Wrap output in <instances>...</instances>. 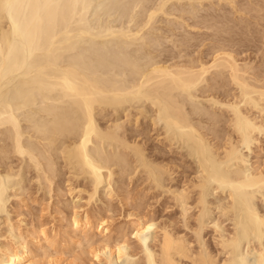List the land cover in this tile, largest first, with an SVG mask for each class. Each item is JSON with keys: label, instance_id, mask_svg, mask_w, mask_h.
<instances>
[{"label": "bare ground", "instance_id": "1", "mask_svg": "<svg viewBox=\"0 0 264 264\" xmlns=\"http://www.w3.org/2000/svg\"><path fill=\"white\" fill-rule=\"evenodd\" d=\"M151 1L152 0H150V2L149 0H136L134 2V3L137 2L135 4L136 6L140 5L138 8H140L139 10H141L142 12L140 11L141 14L139 13L138 15L140 17L142 15V18L144 19L143 22H140L142 21V19L138 21L140 22L139 26L137 25L136 22L137 25L136 30L135 28L133 29L134 31L131 30V27L129 26L130 29L126 27L124 29L122 28L124 31H122V29L121 30L119 29L120 32L119 31L116 32L113 27L114 30L111 28L113 31L109 28L110 30L107 29V31L105 32L106 34L108 33L106 37L108 36L112 37L115 35L116 37H118V39L126 38L122 40L124 42L126 40L127 43L128 40L130 39H131L130 41L132 42L133 40L134 42L136 41V43L138 42V44L135 43L136 46L138 47H139V43L143 45L145 44L144 46L143 45L140 46L142 48H144L145 46L147 47L149 45L151 47V48L149 47L150 49L148 50L150 52L147 51L148 53L145 52V54H142L143 56H139V57L137 56L138 54L136 53L137 51H134L135 53L133 52L132 47H130L132 51L126 49H125L126 51H123L124 50L123 49L122 54L118 52L120 53L121 56H118L116 54L115 57L116 60L118 58L117 61L120 62L119 61V57H120L121 63H123L126 68H128L127 71L130 70L129 72L131 74L130 75L128 72H126L128 73L129 80L125 78L126 81H122L121 83L119 82L118 79H120L122 76L120 77L118 76L119 78L118 77L116 78L115 75L117 74L113 75L114 77L111 75L112 73L115 72L114 68H113L114 70L113 72L112 70L110 71L112 72L111 74H107L108 71L107 68L109 69L111 66L109 65L110 64L109 63L108 64L109 67L107 65V67L105 68V66H103L104 65L103 59L105 58V55L108 52H105V55L103 53L102 56L103 59H101L100 58L101 56L99 57L100 54L97 56L96 53L97 50L96 49H95L96 51L94 50V42L91 44L93 45V49L88 48L89 51L91 50L90 53L89 51H86L87 49L85 50L84 48L80 50V51L85 50L88 53L87 57H86L87 53L85 51L82 52L81 55H78L80 54L79 49H81L82 47V45L80 44H82L84 41L82 40V43H79V40L78 41L75 40L76 37L78 39L84 38V40H86V38L88 39L87 35H89V38L90 36L93 38L96 37V34L100 35L99 36L100 38L102 36H105L104 35L105 33H100V32L96 33L97 31L94 30H93L94 32H92V30H90L89 28L90 27L89 22H87L88 25L85 26L86 25L85 20L88 18V13H89L88 11L90 10L93 1L90 2V0H0V92H2L1 90L3 89V87H5L7 84L9 85V83L14 81L15 77L19 75H22L23 77L26 78L30 77V80L28 79L29 81L27 82L26 79L24 78L25 80L22 81L25 82H22V84L20 82L21 85L19 86L17 85L18 87L13 91L14 94H11L15 96L14 99L17 101L18 104L15 103V100L13 101V103L17 105H11V104L5 105L4 103L3 106V103L0 104V127H2L3 125L11 126L12 133L11 134L9 133L10 134L9 138H11L14 141L13 143L14 147L13 150L11 151L13 152L15 151V153L20 155H23L26 152L22 143L24 128L28 133L36 137V139H39V142L42 143L43 145L42 150L40 151L41 153L39 152L38 154L40 155L32 156V157L34 160L37 159V161L35 160L36 163L38 162L37 166L41 167L42 166L41 164L44 161L46 162V163L44 162L45 164L43 167L45 168H43V171L45 170L48 173V174L45 173L48 175L47 177L48 181H50L51 179L53 180V177H56L55 173L59 169V168L56 169V167L60 165L58 163L59 159L63 158L64 162L66 161L65 163L68 164L66 165L69 168H71L70 170H72V173L75 171L74 173L76 175L73 174L72 176L75 175V178L76 176L77 178L78 177L81 178L79 176L80 174L82 175L84 174L85 175V176L83 175L84 177H88L87 175H89V177L91 176L90 177L91 179L94 178L93 183L94 184L96 183V185L94 186L98 188V184L102 183L104 179H106L105 176H108V174L107 175L103 174V170L104 169L109 170L110 173L109 178L112 179L113 177L112 175L115 174V172L113 171L116 169L115 167L120 165L122 161L127 162L126 161L127 159H125L127 157L124 156L126 155L124 154L122 156L124 158L121 157L122 159L117 160L116 158L113 157L114 155L111 157L109 155L112 154H109L108 157H105L103 160L100 161L96 160L91 154V151L89 150L90 143H93L95 139L98 141L100 140V142H103L104 145L107 144V142H110V144H116L117 147L119 148L124 147L125 149H128V151L133 153V155H135V157L138 158L139 161L138 160L137 161L140 162V164L143 162L145 163L143 166H145L147 169H151L150 174H152L153 172V176L159 173V175L161 174V176L163 177L164 176L163 173L164 174L168 173V175L170 174L172 175V173L175 172V171L172 172L173 169L172 167H171L172 169L170 168V166H172L171 162L169 161L170 165L168 162H166L168 161L167 157H166V161L164 160L163 162H161L162 159L160 160L159 157L160 161L157 160V162L158 163L161 162V163L156 165L154 168H152L154 165L151 167L150 165H148L150 167L149 168L147 166L148 163H146L147 158L145 157L147 152H145L146 149L143 143L141 144L140 141L137 142L138 140L136 139V136H135V140L132 139L135 141L134 143L130 141V137L128 136L129 138V142H128V138L126 139L127 137L126 134L125 137L124 134L122 135L120 133V131L123 129H121V127L118 126L119 124L113 126L110 125L109 127H107L106 125L105 128L99 126L98 122H100V120L102 119L98 120L97 117L98 118L99 116L102 117V115L98 113V110L99 112H104V109L108 107L109 108L114 107L117 109H119L120 107L125 108L124 105L127 102H130L131 104V101L133 103L135 99L138 100L139 102H141L142 100L143 101L146 100V103L148 101L151 102L152 106L156 108V111L158 113V114L156 113L158 115V118H155L158 119V121L153 119L154 122L158 123L162 121L161 123L162 124L164 123V127H163L164 129L162 130H164L165 132L163 131L164 134L163 133L159 134V136L164 135L163 138L165 137L166 142H168L165 143L167 145L169 144L170 146H173V144L179 140L181 142L185 141L186 143H188V147H192L193 150V153H191L192 151L190 152V156L192 157L196 155V157L199 158V160L198 159L197 160L200 161L199 162L200 168L202 169V172L205 173V178H203L204 176L202 177L200 176V180L198 177L197 179L198 181L193 180L192 182L190 179L191 184L184 182L187 183L186 185L189 184V186L184 188L183 192L181 190L180 194L177 193L178 196L177 194L174 195L175 197L177 196V199L175 197L174 199L177 200L176 203L178 202L179 206H181L182 209L181 214L184 216L183 219L185 220L184 221L185 223L182 224H184L186 228L187 227L189 228V231L192 232L191 234H193V237L188 236L186 232L184 233L186 229H184L183 231L184 234H182L174 230L172 227L163 226V225L161 226V228L158 227L157 225L158 223L156 222L157 223L156 224L155 222H153L155 220L151 221L152 220L151 218H150L151 220H147V221L144 220L145 217L143 219L139 217L136 218L138 221H135L137 223L134 222L136 226L133 230V234L132 233L131 234L134 236L133 238H136L137 241L136 240L135 241L138 242L139 245V246L137 245L138 246L137 248L139 251L141 250L140 252H142L143 254L144 258L142 259L143 261L142 263L144 264H245L247 262V258H246L247 256L246 257L245 255L243 256L241 252V246L242 244H244L243 242L244 241L249 242L250 240L249 236L251 235L253 236V234L260 239L264 237V215L261 214L262 212L261 213L258 212L256 208L257 204L256 206L254 204L255 203L254 191L256 190V192L257 191L264 192V167H261V165L258 163L259 166L257 167H251V169L246 168L245 163L247 162V157L243 152L244 149L249 150L252 147V145H259L261 142V138L264 137V78L263 76H261L262 78L260 76L258 77L257 76L258 74L257 75H255V73L253 74L252 71H254V69L252 70L253 67H251L250 64L247 63L243 64L242 62L241 64L238 61L237 59L238 55L237 56L235 55L237 49L234 50L235 48H233V45L234 47H237L235 46V44H237L240 41V39L237 40L234 38L237 27L228 28V26L231 25L232 21L229 24L230 20L227 16H222L218 14V12L220 13V9H221V6L220 9L218 6L221 5L223 1L227 2V5L230 4L231 7L232 5H234L235 1L236 4H238V1L241 2L242 0H238V1L218 0L219 1L218 3L215 0L216 1L215 3H217L216 6L218 7L219 10L217 9H215L216 11L210 10L209 13L211 14L207 12L212 6H207L205 4V1H214V0H186V1L184 0V2L188 1L187 4L188 6H183L181 4L182 5L181 7L177 6L176 1L181 2L183 0H176L174 5H176L177 8H174L173 10L182 13V15L183 12H185L186 14H188V20L189 21L192 20L190 21V23L193 22L192 24L187 23L188 20H185V17L187 16L186 15L185 17H183V19L182 18L181 19L188 25L182 24L181 27H183V25H186L187 28L190 26L191 28L194 27L195 30L197 27L201 29L204 28V30L206 28L207 30H205L203 33L205 32L207 33L208 30L209 32L211 31L210 33L208 32L207 34H202L200 33L201 30L198 28L200 32L195 33V31H193V28L191 29L192 32L188 31L187 28L186 30H184L185 27L184 26L183 27L184 32L182 31V33L184 34H182L181 36V34L179 33L180 39L178 40L176 39L174 40V38L173 39L171 38L172 40L169 39L170 41L174 40L173 45H175L174 46L175 48L176 47L177 49L179 48L178 49L179 52H176L174 47L170 48L172 46L169 47V45L167 46L164 45L165 42L168 41L167 37L170 38V36H174V35L178 37L175 34L174 30L176 28L175 26H177V22L178 21L180 22L182 20L179 19V17L176 14L174 15L175 17L176 16L178 17V19L176 18L178 21L172 22L173 24L171 22L168 23L171 24L170 27L174 26L173 27L174 30L173 28L170 29L168 27L170 29V30L168 29L169 32L171 30L173 31H171L172 34L170 32L171 34L170 36H168V34L166 38L164 36L165 38L164 41L166 39L167 41L163 43L162 42L163 36H161V35H165L166 33L164 34L162 32L161 35L157 34V32L160 31L161 29L157 30L156 32L154 30L155 32L154 34L156 36L158 35L160 38L153 37L155 35H153L152 32L150 33H152L153 36L151 34H150L151 36L147 35L149 34V31L157 28L154 27L153 29L151 28L150 30V26L156 24V21L158 19L157 17L160 13L168 14L166 15V17L172 15L171 16L172 18L174 17L173 13L175 12L170 10L173 13H169L168 10H165L166 7L169 5L168 2H170V0H158L159 1L158 3L155 2L156 5L158 4L157 7L153 6L155 4H151L152 3ZM154 1L157 0H153V2ZM171 1L173 3L174 0ZM256 1H252L254 2V4L252 3L246 4L247 1H245L246 3H243L245 5L241 4V7L243 6V8H240L239 10L237 9V12L241 11L242 14L244 13L246 14V12L247 14L249 13L252 16V18H254V20L257 19L255 20L256 22L260 20L262 26L264 27V0H256ZM120 3L122 2L120 1ZM147 3L148 4L150 3L154 7V9L151 5H149L150 6L149 8L145 6L148 5ZM128 5L130 6V3ZM123 6L125 7L126 4ZM136 6L135 8H137ZM238 6L236 7L239 8L240 6L239 7ZM206 8H208L207 11L205 10ZM241 9H243V11L246 12H242ZM138 12L139 11H137V13ZM237 12L235 13L232 12V14L234 13V15H236ZM227 13L229 14V12ZM229 16L232 15L230 14ZM237 17L239 20L240 19L239 17L241 16L237 15ZM237 17L235 16L234 18ZM134 18H132L133 21L135 20ZM250 18H249L250 21H248V23L251 22L252 18L251 19ZM244 20L247 21V19ZM244 20L241 19V21L239 22L240 23L242 22L244 24L246 23L243 22ZM254 20L253 22H255ZM165 21H166L165 23L167 24V20ZM184 22H180V23H184ZM151 23L153 25H150ZM226 24L227 25L229 24L227 28H226ZM243 24L242 27L245 28L246 24H244V26ZM178 25L180 24L178 23ZM256 25H255L256 28L261 27L259 25H257L258 26L257 27ZM233 26H235V24ZM247 26H249V24ZM177 27L180 28V26ZM145 28H147L148 32L147 31L144 32L146 30ZM232 31L235 32L233 33V35H231ZM246 32L248 33L249 31ZM248 35H250V32L248 33ZM261 35H262V39L260 41L263 44L264 31H262ZM236 36H240V34ZM202 38L204 41H206L205 38L211 40L209 44L210 46H208L209 49L205 48L207 50L206 52H204V50L200 51L198 56H196L198 54L197 52V54L194 57V55H192L194 51L191 50L192 52H190L189 50L190 48H193V46L198 47L199 44L201 46V43L197 45L196 44L197 41L195 40H198L199 42V39ZM243 39L245 38L243 37ZM194 41L196 45L194 44ZM124 42L122 43L123 45ZM200 42H202V40ZM249 43H251V41ZM113 44H116V42ZM242 44L243 42H241V44L239 45L241 46ZM78 45L80 46L79 48ZM91 45L90 48H92ZM101 45L102 44H100L99 48H102ZM181 45L184 47L180 48ZM152 46L155 48V52H157L156 54H154L155 52L153 51L154 48ZM115 47L117 49V47L119 46H114V48ZM96 48L98 47L96 46ZM125 48H127V46ZM136 49L138 48L136 47ZM92 50H94L95 52L92 53L93 52ZM237 52L239 54L240 51L237 50ZM67 53L69 54L70 59ZM72 53L76 55V57L72 55L71 58L70 54ZM89 54H94L95 59L97 58L96 62H98V64H96L94 58L91 59L93 57L92 55L91 58L89 57L90 56ZM139 54L141 55V52H139ZM141 57L143 58L141 59ZM207 57L209 58L211 57V58L209 59ZM65 58H67L68 60H66ZM98 58L100 60H98ZM109 58L112 59L111 56ZM115 58L114 60L112 59L113 61L111 60L112 63L114 61L116 63ZM65 60L66 62L67 61L68 62L66 63ZM92 61L97 66L99 65V67L101 66L102 68L104 67L107 71L104 68L103 69L98 68L96 65L92 63ZM141 61L142 62L145 61V63L143 62L142 64ZM108 62H106V64ZM114 67H119V66L116 65ZM119 68L122 69V67ZM98 69H101V71L103 70L105 71L101 72L100 70L98 71ZM126 75L123 74V76ZM123 78L121 80H124ZM7 103L9 102L7 101ZM37 104L39 105L37 106V108L39 109L35 108L36 107L35 105ZM62 104L63 105L67 104L68 107H66L67 106L66 105L63 109ZM33 106L37 110L36 112H38L37 113L38 115H40L39 114L40 112L43 113L45 116L43 117L41 114L42 117L40 116L38 117L39 119H36L37 117L35 115L37 114H35L34 117L32 116V113L30 116L28 115L30 113H28L27 114L28 116L24 117L27 111L26 112L23 111L24 115L18 114V112L21 111L23 108L24 110L25 109L27 110L28 107L30 109ZM69 108L73 110L75 114L77 113L75 116L78 115V117L74 116L75 118H77V120L73 118L74 112H70ZM155 108H153L154 109L153 112L155 111ZM139 113L141 116V114L143 115L147 112L145 111L143 113V110L142 111L140 110ZM97 114L100 115L97 116ZM19 115L24 117L23 120L26 121L28 124V125L26 124L27 126H25L24 128L22 126L23 125L21 121L22 119L19 118L20 117ZM146 115L147 114L143 115V117L144 116L146 117ZM103 117L105 118L106 116L103 115ZM140 118L141 117H137L138 120ZM178 143L179 142L175 144ZM186 143H184L185 146ZM4 147L8 150L10 148V147L7 148V146ZM4 147H2V149L0 150L2 151L3 154H8V152L10 151L6 152L7 150L4 149ZM159 149L158 152L160 151ZM1 151L0 154H2ZM162 154L163 152L161 153V155ZM3 156L1 157H3L5 160L8 159L7 155H3ZM57 157L60 158L58 159ZM154 159H158V158H154ZM56 160L58 162H56ZM0 161L2 163L4 160H0ZM125 166L127 168L129 167V164L128 166L127 165ZM178 166L181 167L180 164ZM112 168L115 169L112 170ZM58 172L56 173V175L60 174V173L58 174ZM124 173L122 174V176H124ZM127 173L131 174L130 172L126 171L125 174ZM171 175L170 177H172ZM149 178L152 177L149 176ZM156 178L159 177L156 176L155 178H153L155 179L154 180L155 184L160 181V179H156ZM212 182L213 183L215 182L214 183L216 184L215 186L221 188V189L219 188L220 191L229 188L230 194L228 196H230L233 200H235L238 206L239 213L241 212L242 214V217L240 216L242 218L241 222L240 220H238L240 222V223L238 222L239 225L236 223L239 227V230H237L238 228L236 226L234 232H229V230L226 232L222 228L223 224L221 225L220 222L216 223L217 221L214 222L215 224H213L214 225L213 228H214V233L216 232V234L213 235V240L211 241L213 242L212 243L213 245L210 243V241H207L205 239V235H204L205 234L204 232L207 229L206 217L208 216L210 217L211 216L209 215V213L211 214L210 211L214 210L212 207H211L212 209H210L209 207V205L212 204L208 205L210 200L207 202V200L209 199L208 194L212 192L209 190L210 189L215 190L211 188L213 185ZM210 183H212L211 186L209 185ZM159 184L161 183L159 182ZM159 184L157 185L160 186ZM254 188L257 189L253 191L254 193L252 192L254 195L253 196L250 190ZM83 190L85 192V189ZM83 190L79 189L80 192ZM2 192L3 191H1L0 193V198H1L0 201L2 200L1 197ZM193 192L196 193L197 196V198L194 199L195 202L193 201L194 202L193 205L198 210V214H196V216L197 215L198 216L196 220L197 222L196 225H194L193 223V226H190L191 224L189 225V220H188L189 207L187 208V206L188 203L190 202V199L192 197L191 194H193ZM95 193L96 191L94 192V194ZM94 194H92V192L90 193V195L88 194L90 196L88 200H90L91 198L93 199ZM88 204H90V201L88 202ZM220 207L222 210L224 209L222 206ZM230 207L233 208L234 205L233 206L230 205ZM230 207H228L229 209L225 207V209L222 211L223 213L221 212L222 214L221 213L220 214L222 216L223 214L225 216L230 215L228 214L231 209ZM218 208L219 207L215 209ZM233 209H231L232 212ZM235 210L236 209H234V213ZM133 213L131 212V214ZM138 214L140 213L138 212ZM138 214H135V217L138 216ZM74 215L76 216L73 219V225L79 228L81 219L77 214ZM90 216L91 215L86 213L85 222L83 223V221L81 220L84 226L87 229H89V231L92 229L91 222L89 221ZM97 218L96 221H98ZM104 225H105L104 221L100 223L102 234L106 232V230L108 229V227L107 228L103 227ZM173 226L175 225L173 224ZM82 228L83 227H81V229ZM150 232L152 233V235L150 234L149 236H152L151 237L152 240L149 243L150 238L148 234ZM39 235H41L42 239H45L46 241L49 238L46 229H40ZM19 239L20 238L16 239L15 241L16 244L13 243L15 244L14 245L15 247L14 246L11 247V245L5 246L4 244L6 243L4 244L2 243V245L0 246V264H36L31 260L32 247L29 248L30 245H26L25 240L23 241ZM89 240L92 241V239ZM89 240L87 244H90ZM125 240L119 241L118 239V242L116 241L117 244L115 243L116 244L115 249H112V247L109 245V241L105 242L104 240L102 246L105 245V243L106 245L101 248L98 246L99 248L95 249L96 251L94 254L95 257L97 258V261L101 262V260L104 259L103 262H105L106 264H118L120 262L122 264V259H123L126 261V262L124 261L123 263L138 264L140 261L138 263L137 261L140 259L137 258L136 256L137 254H139L135 252L137 248L133 249L134 247H131L132 245L130 246L128 244L127 242L128 240L127 241ZM23 242H25V244ZM51 242L49 245H53L51 244ZM38 244L36 245L38 246ZM250 246L252 245L250 244ZM247 252H250L251 254L250 255L249 253H247L248 255L250 256L254 255L255 257L253 258L254 263L250 262V264H264V250H262L261 252L257 250V247L256 248L249 247Z\"/></svg>", "mask_w": 264, "mask_h": 264}, {"label": "rangeland", "instance_id": "2", "mask_svg": "<svg viewBox=\"0 0 264 264\" xmlns=\"http://www.w3.org/2000/svg\"><path fill=\"white\" fill-rule=\"evenodd\" d=\"M120 1L122 3H120ZM125 1L128 3H126ZM135 1L136 0H130V1L129 0H123V1L122 0H90V2H92V4H91L90 10L88 11L89 12L88 18L86 17L87 21L85 20V22H86L85 26H87L88 25L87 22H89L90 30H92V32L97 31L96 33H98V32L105 33L107 31V29H109V28L113 29V27H114L116 32L117 31L120 32V30L122 28L124 29L126 27H128V29H130V27H131V30H133L135 28V30H136L137 25L139 26V23L143 22L144 19L142 18V15H141V17L138 15L139 13L141 14L142 11L139 10L140 8H138L140 5L139 6L135 5L137 3V2L134 3ZM175 1L176 0H174L172 3V1L170 0V2H168L169 5L167 4L168 6L166 7L165 10H168L169 13H173L175 11L173 13V15L176 14L179 17V19H181V18L183 19V17H185L187 15L185 17V20H188V14L183 12V15H182V13L177 12L176 10H173L174 8H177L176 5H174ZM216 1H217V3L219 2L218 0H216ZM216 1L215 0L214 1H205V4L207 6H212L208 10L207 13H209L210 10L211 11L212 10L216 11L215 9L219 10L220 6H221L220 13L217 11L218 14H220L222 16H227L230 20L229 24L232 21L231 25L228 24L229 25L228 26L226 24V28H227V26H228V28L237 27L236 31H235L236 33L232 31L231 35H233V33H235L234 38L237 40L240 39V41L238 43L241 44V42H243V44H244V45L242 44L243 46L242 45L240 46L237 43V44H235V46H237V47H234V45H233V48H235L234 50L237 49L238 51L241 52V53L239 52V54H238L237 50L235 52V55L236 56L238 55L237 56L238 61L240 63L242 62L243 64H245V63L250 64L251 67H253L252 70L254 69V71H252V73L253 74L255 73V75L258 74L257 75L258 77L263 76V78H264V65H263L264 64V42L262 44V42L260 41L262 39L261 33H262V31H264L263 30L264 27L262 26L260 20H258V22H256L255 20H257V19L254 20V18H252V16L249 13H248L249 14L248 15L246 11H243V9H241L242 12H246V14L245 13L242 14L241 11L237 12V9L239 10L240 8H243V6L241 7V4L245 5V4H243V3H246L245 1H247L246 4H248V3L254 4V2H252V1H256V0H245V1L242 0L243 2L242 1L239 2L237 0L240 7L238 6V4H236V1H235L234 5H232L231 7H230V4L227 5V2L223 1L221 3V5L218 6L219 9L216 6V4H217V3H215ZM149 2H150V0H149ZM151 2H152L151 4H155L153 6L157 7L158 4L156 5V3H158L159 1L157 0V1L153 2V0H152ZM179 2L176 1V4L178 7L179 6L181 7L182 5L188 6L187 5L188 1L184 2V0H183L180 3ZM206 2H208V3H206ZM129 3H130L131 7L128 5ZM256 3H257V1H256ZM120 4H123V5L126 4V6L128 5L127 7L129 9L126 6L124 7L123 5H120ZM151 4L149 3L148 5H145V6H147L149 8L150 7L149 5H151ZM135 6L137 8H135ZM173 6H175V7H173ZM233 6H235V7H233ZM236 6H238L239 8H237ZM234 8H236V9H234ZM153 9H154V7H153ZM207 9L208 8H206L205 10L207 11ZM226 9L227 10L229 9V10L227 11ZM170 10H172L173 12H171ZM137 11H139V12L137 13ZM230 11H232L234 13L237 12L238 14L236 13V15H234V13L232 14V12H230ZM227 12H229V14ZM163 14L164 13H160L159 14L160 16L158 15V17H157L158 18L157 21L155 20L156 24L159 21L157 26H156V24H154L155 26L152 23L150 24V25H153V26H150V30H151V28L153 29L154 27L155 28L157 27V28L149 31V34H147V35L151 36L152 33H153V35H155L154 33L157 30L161 29L162 31L160 30L157 32L158 35H161L162 32L164 34L166 33L165 35H161V36H163L162 42L164 43L168 39V41H167L168 43L165 42L164 45L165 46L169 45V47L172 46L170 48H173L175 46V45H173V41L175 39L176 40L180 39V34L182 36V34H184V33H182V31L184 32V30H186V28H187L186 25H183V27L185 26L184 30H183V27H181V25L190 23V21H192V20H190V21L188 20L187 23H185L181 19L182 21H180V22H184V23H180L177 20L178 19L177 16L175 17V15H174V17H172L173 18L172 19L171 18L172 15H169V17H166V15H168V14H164L165 16ZM209 14H211V13H209ZM230 14L232 16H229ZM237 15L241 16V17H239L240 18L239 20H238ZM133 16L134 17L136 16V17L134 18ZM235 16L237 18H234ZM250 16L252 19L250 18ZM162 17L165 20H167V24L170 22L172 23V22L178 21L177 26H180V28L175 26L176 28L174 30V28H173L174 26L170 27L171 24L167 25L165 23L166 21ZM132 18H134L135 20L133 21ZM160 18H161V20H160ZM168 18H171V19H168ZM243 18L247 19V21H245ZM249 18L251 19L250 23H248V21H250ZM131 19H132V21H131ZM141 19H142V21L138 22ZM241 19L244 20L243 22H246V23H244V24H246V26L249 24V26H247L249 28V30L246 26H245V28L242 27L243 23L239 22V21H241ZM163 20H164V23H163ZM253 20L255 22H253ZM136 22H137V25H136ZM235 22H237V23H235ZM178 23L180 25H178ZM192 23H190V24H192ZM239 23H240V25H239ZM255 23L261 27H258ZM232 24L233 25L235 24V26H233ZM244 24H243V26H244ZM237 25L239 26V28ZM255 25L258 28H256ZM221 26H222V24H221ZM231 26H233V27H231ZM168 27L170 29L173 28V30L175 31V34L178 37H176L175 35L170 36L172 34L171 31H173V30L170 31L171 32V34H170V32H169L170 29ZM251 27L254 31L251 29ZM148 28H149V26H148ZM192 28H193V31H195V33L200 32V30H201L200 33H202V34H207L209 32V30H208L207 33L206 32L203 33L205 30H207L206 28H205V30H204V28L201 29L199 27H197L196 30L194 27H192ZM192 28L189 26L187 29H188V31L192 32V30H191ZM123 29H122V31H124ZM145 29L146 30L144 32H146V31L148 32L147 28H145ZM177 29H178V31H177ZM125 30H127V29H125ZM154 30H155V32H154ZM246 31H249L250 35H248L249 32L247 33ZM116 32H115V34H116ZM150 32H152V33H150ZM167 32H169V33H167ZM256 32L258 33V35ZM237 33L240 34V36H236V35H238ZM93 34H95V33H93ZM107 34L105 33L104 34L105 36H102L101 38L99 37L100 35L96 34V37H94V38L90 36L91 39L89 38V35H87L88 39L86 38V40L87 41L89 40L88 42L86 40H84V38L78 39L76 37V39L75 38L74 39L76 41L79 40V43H82V40L84 42H86V43L83 42L84 45H83V43L80 44V45H82V47H81V49H79V51L82 50V48H84L85 50L87 49L86 51H89V49H93V45H91V44L94 42V50L95 49L97 50V51L95 50L97 53V56L100 54L99 57L101 56L100 57L101 59H103V57H102L103 53L105 55V52H108V53H106L105 58L103 59L104 60L103 66H105V68H106L107 65L110 63L109 65L111 67L109 69L107 68V70L109 72L111 70H112V72L115 70V72L109 73L104 67L103 68L107 71V74L112 73L111 74L112 76L117 74V75H115L116 78L118 76L119 77L122 76L120 79H118L119 82L122 83V81H126V79L129 80L128 73L130 74V72H129L130 70L127 71L128 68H126L124 66V64L121 63L120 57H119L120 62L117 61L118 58L116 60V58H115L116 54L118 56H121L120 53L122 54L123 51H126V50L132 51L133 50V52L137 51L136 53H138L137 56L139 57V56H143L142 54H145V52H147L151 47H150V45L147 46L148 48L145 46L144 47L145 49H144V48L140 47L141 45H143L141 43H139V47L136 46V44H138V42L136 43V41L134 42V40L132 42V41H130L131 40L130 39V40H128V43H127L126 40H125V42L123 41L126 38L118 39V37H116L115 35L112 37H110V36L106 37ZM167 34H168V36H170V38L167 37ZM202 34H200V35H202ZM243 34H245V35H243ZM253 34H254V37H253ZM255 34H256V36H255ZM97 35H98V37H97ZM158 35L157 36L155 35L153 37H159ZM200 35H198V36H200ZM164 36H165V38L167 37V39L165 41H164V39H165ZM243 37L245 39H243ZM171 38L172 39L174 38V40L170 41V40H172ZM94 40L97 42H95ZM118 40H120V41H118ZM201 40H202V42H200ZM205 40L206 41H204L203 38L199 39V42H198V40H195L198 42V43L196 42V44L198 45L199 43H201V46L199 44L198 47L193 46L194 49L190 48V50H189L190 52L194 51L192 54V55H194V57L197 54V52H198V54L196 56L199 55L200 51L204 50V52H206L207 51L206 49H209L208 46H210L209 44H210L211 40L210 39L208 40L207 38H205ZM244 40H245V43H244ZM195 41H194V44H195ZM203 41H204V43H203ZM250 41H251V43H249ZM115 42H116V44H113ZM123 42H124V45L122 44ZM139 42H141V41H139ZM118 43H119V45H118ZM131 43L133 46L131 45ZM89 44L91 45L92 48H90ZM98 44H99V46H98ZM100 44H102L101 45L102 48H99ZM103 45H104V47H103ZM96 46L98 48H96ZM114 46H119V47H117V49H116V47L114 48ZM126 46H127V48H125ZM128 46H129V49H128ZM79 47L80 46L78 45V48ZM130 47H132V50ZM136 47L140 51L138 49H136ZM183 47L184 46L181 45L180 48H183ZM103 48H105V49H103ZM174 49L176 50V52H179V50H178L179 48L177 49V47L176 48L174 47ZM85 50L80 51V54H78V55H81V53L84 52ZM94 50H92L93 51L92 53L95 52ZM260 50H262V51H260ZM79 51H77V52H79ZM153 51L155 52V48ZM153 51H151V52H153ZM90 52H91V50L89 51V53ZM118 52H120V53H118ZM139 52H141V55L139 54ZM148 52H150V51H148ZM110 53H112L113 55L115 54L114 58L116 60V63H115V61L112 63L114 58H113V55ZM156 53L157 52H155L154 54H156ZM67 55L70 59V56L68 53H67ZM70 55L72 58V55H74V54L72 53ZM89 55H90L89 56L90 58H91V55L93 56L91 59H93V58L95 59L94 54H89ZM74 56L76 57V55H74ZM87 56H88V53L86 54V57ZM110 56L113 60L109 58ZM67 58H65V59L68 60ZM142 58L143 57H141V59ZM207 58H209V57H207ZM96 59H95V62H96ZM66 60H65V62H66ZM98 60H100V59L98 58ZM106 62H108V63L106 64ZM143 62L145 63V61H143ZM143 62H142V64H143ZM92 63L94 65L98 64V62H96V64H95L93 61H92ZM114 63L116 65H118L119 67H122V69L119 67H114V66H116ZM252 63H253V65H252ZM111 64H114V65H111ZM109 65H108V67H109ZM97 67L103 69L102 66L99 67V65H98ZM113 68H114V70H113ZM101 69H98V71L99 70L101 71ZM105 70H103V71H105ZM103 71H101V72H103ZM260 71H261V73H260ZM126 72H128V73H126ZM123 74H125V75L127 74L126 75L127 77L123 76ZM24 78L26 79V82L30 80V77L26 78V77H23L22 75H19V76L15 77L14 81L9 83V85L7 84L5 87H3V89L1 90L2 92H0V96H1L0 97V104L3 103V106H4V103H5V105H8V104L17 105L18 104L17 101L14 99L15 96L11 95V94H14L13 91L19 85H21L22 82H25V81H22V80H25ZM122 78L124 80H121ZM20 82H21V84H20ZM10 98H12V99H10ZM14 100H15V103H17V104L13 103ZM7 101L9 103H7ZM134 101H133V103L131 101V104H130V102H127L125 104L126 106L124 105L125 108L120 107L122 109H120V108L117 109L114 107L105 108L104 109L105 114H104V112H99V110H98V113H100L102 115V117L101 116H99V118L97 117L98 120L102 119V120H100L101 124H100V122H98L99 126L100 127L102 126V128H105L106 125H107V127H109L110 125L113 126V125L119 124L118 126H120L121 129H123V130H121L122 132L120 131V133L122 135L124 134V136L126 134V136H127V137L125 136L126 139L129 136L130 141H132L133 143L135 142L134 140H135V136H136V139L138 140V141L137 140L136 141L137 142L140 141L141 144L143 143V145L146 149L145 152H147V154L145 155V157L147 158V160H146V158H145V160H146V163H148L147 166L150 165V167H151L154 165L152 167V168H154L156 165L163 162L164 160L166 161V157H167L168 161H166V162H168L169 165L171 162L172 166H170V168L171 167L173 168V169L171 168L172 172L175 171L172 173V175L169 173L172 177H170V175H168V173L167 174L165 173L166 175L163 173V175H164L163 177L161 176V174L159 175V173L157 175L153 176V172H152V174H150L151 169H147L145 166H143L145 164L143 162H142L143 164L142 163L140 164V162H138L139 161L138 158H136L135 155H133V153L128 151V149H125L124 147L119 148V147H117L116 144H110V142H107V144L104 145L103 142H100V140L98 141L95 139V141L93 143H90L89 150L91 151V154L93 155V157L98 161L103 160L105 157H108L109 154H112V155H109L111 157L114 155L113 157L116 158L117 160L124 158L122 156L124 154H126L124 156L127 157V158H125V159H127L126 160L127 162L122 161L120 163V161H119L120 165H118V166L116 165L117 167L113 166L116 169L112 168V170L115 169V170H113L115 172V174L113 173L114 175H112L113 176L112 179L109 178L110 177L109 170L104 169L103 174L104 175L108 174V176H105L106 179H104V181L102 183L98 184V188H96V186H94V185H96V183L95 184L93 183L94 178L91 179L90 178L91 176L89 177V175H87L88 177H84L85 176L84 174H83L84 176L82 174H80L79 176L81 178H79V177L77 178V176L75 178V175H76L74 173L75 171L72 173V170H70L71 168H69L67 166L68 164L65 163L66 161L64 162V159L60 156L62 159H59L60 157H57L59 159V162L56 160V162H58L60 164V165H58V167H56V169L59 168L58 169L59 172L57 170L56 173L58 172V174L59 173L60 174L56 175V173H55L56 177H53V180L51 179L52 181L51 180L48 181L47 180L48 179L47 178L48 173L45 170L43 171V168H45L43 166L46 162L45 161H44L45 163L41 162L42 163L41 164L42 168H41L40 166H37V163H38V162L36 163L37 159H35L36 160L35 161L32 157V156L40 155L38 153L42 150L43 145H42V143L39 142V139H36V137L32 136V134L28 133L25 130L24 127L27 126L28 124L26 121L23 120L25 116H28V115L30 116L31 113H32V116L37 114L38 112H36L37 110L35 108H37V106H39V105L37 104V105H35L36 106L35 108L33 106L30 109L28 107L27 110L26 109L24 110V108H23L21 111L18 112V114L24 115L23 111H25V112L27 111L26 115H24V117L19 115L20 116L19 118L22 119L21 120L23 123L22 126L24 128V135L22 137V143H23V146L26 150L25 154L20 155V154L15 153V151L14 152L11 151V150H13V147H14V145H13L14 141L11 138H9L10 134L12 133L11 126H8V125L4 126L3 125L2 127H0V149H2V147H4V146H7V148L10 147L9 150L4 147V149L7 150L6 152L10 151V152H8V154H3L2 151L0 150L2 153V154H0L1 156L7 155V157H8V159L5 160L3 158L5 156H3V157L0 156V158H1L0 160H4L2 163L0 161V165L3 164L2 166H0V168H1L0 169V182H1L0 183V190L3 191L2 196H1L2 200L0 201V212H1V214H0V246L2 245V243L3 244L6 243V244H4L5 246L11 245V247H12L16 244V242H15L16 239L20 238L23 241L25 240L26 245H30V247L28 246L29 248L32 247V249H31L32 250L31 260L33 262H35L36 264H51V263H53V264H106L105 262H103V260H104L103 258H102L103 260H101V262L97 261V258L95 257V254H94L96 251L95 249L99 248V247L100 248L104 247L106 245V243H105V245L102 246V244L104 243L103 242L104 240H105V242L109 241V245L112 247V249H115V246L118 242V239H119V241H122L125 239H126L125 241L128 240L127 241L128 244L130 246L132 245L131 247H134L133 249H136L139 245H138V242H136L137 241L136 238H133L134 236L132 234H133V230L136 226L135 223H137L135 221H138L136 218H138V217L142 218V219L145 217L144 220H146V221L151 220V219H152L151 221L155 220L153 222H155V223L157 222L158 224L157 223L156 224L160 228L162 225L172 227L174 230L178 231L179 233L184 234L186 232V234H188V236L193 237V234H191L192 232L189 231V228L187 227L188 228V230H187L185 225L182 224V223H185L184 222L185 220L183 219L184 216L181 214L182 213L181 206H179L178 202L176 203L177 200L174 199V197H175L174 195H176L177 193L180 194L181 190L183 192L184 188L189 186V184L186 185L187 183L191 184V182L193 180L198 181L197 180L198 177L200 180V176L201 177L204 176L203 178H205V173L202 172V169L200 168V163H199L200 161H198L199 158L196 157V155H194V154H193L194 156H192V157L190 156V152L192 151L191 153H193L192 147H188V143H186L184 140H183L184 142H181L180 140L176 141L175 143H177V142H179V143L178 144L174 143L173 146H170L168 144L171 147L170 148L166 144L168 142H166L165 137L163 138L164 135L159 136V134H162L164 131V130H162V129H164L163 128L164 123L162 124L161 123L162 121L158 122L160 124H158L157 122H154V120L158 121V119H155V118H158V115H157L158 113L156 111V108L154 106H152L151 102L148 101L146 103V100H144V101L142 100L141 102H139L138 100H136L137 102L136 101L134 102ZM66 105L65 104L63 105V109ZM66 107H68V105ZM153 108H155L154 112H153V110H154ZM189 108H190V106H189ZM37 109H39V108H37ZM66 110H67V108H66ZM140 110L141 111L143 110V113L145 111L147 112V113H145V114H147L146 117L145 116L143 117V115H145V114H143V115L141 114V116H140V113H139ZM69 111L74 112L70 108H69ZM33 112H35V113H33ZM28 113H30V114H28ZM39 114L40 115H38V114L35 115L37 117L36 119H39L38 117H40L41 114L43 117L45 116L43 113L39 112ZM73 114H74L73 118L78 117V115L75 116L77 113L75 114V112H74ZM100 114H97V116ZM103 115L106 116L105 117L106 119L103 117ZM137 117H141V118L138 120ZM75 120H77V118H75ZM134 133H135V135H134ZM137 136H139V137H137ZM132 139H134V140H132ZM128 142H129V138H128ZM4 143H5V145H4ZM184 143H186V146ZM158 149L160 150L159 152H158ZM162 152L164 155L163 154L161 155ZM243 152L247 157V162L245 163L246 168L251 169V167H257V166H259V164L261 165V167H264L263 166V164H264L263 163L264 162V137L261 138V142L259 145H252V147L249 150L244 149ZM159 157H160V160L161 159L162 160H161V162L158 163L157 160H159ZM193 157H195V158H193ZM154 158H158V159H154ZM176 159H177V161H176ZM173 162H175V163H173ZM124 164L127 166L129 164V167L126 168V166ZM173 164H175L177 166H175ZM179 164L181 165V167L178 166ZM5 167H6V169H5ZM122 167H125V168H122ZM177 167H179V168H177ZM126 171L130 172L131 174H128V173L125 174ZM45 173H47V174H45ZM123 173H124V176H122ZM73 174H75V175L72 176ZM126 175H127V177H126ZM149 176L152 178H149ZM156 176L159 177L156 179H160L159 182L161 184H159V182H157L155 184V181H154L155 179H153V178H155ZM55 178H56V180H55ZM190 179H191V182H190ZM156 181H158V180H156ZM184 182H187V183H184ZM212 183H210L209 185L211 186ZM214 183H213L211 188H213L215 190H211L209 188L210 189L209 191H212V192L210 194H208L209 199L207 200V202L210 200L208 205L212 204V205H209L210 209L213 208L214 210L210 211L211 214L209 213V215H211V216L210 217L208 216L209 219H208V217H206L207 229L204 232L205 233L204 234L205 239L207 241H210L211 244L213 243V242H211L213 240V235L216 234V232L214 233V228H213V226H214L213 224H215L214 222L217 221L216 223L220 222L221 225L223 224L222 228L224 229V231L227 232L229 230V232H234L235 231L234 229H236V226L238 228L237 230H239L238 225L242 220V218H241L242 214H241V212L239 213L238 206H237L235 200H233L230 196H228L230 194L229 188L224 189L225 191L224 190L220 191L219 190L220 187L215 186L216 184H214ZM157 184H159L160 186H158ZM73 188H74V191H73ZM77 189H78V191H77ZM79 189L80 190L85 189V192L83 190V191H81L82 192L81 193L79 191ZM255 189H257V188L250 190L252 195L255 192V197H254L255 203L254 204H255V206L257 204L256 208H257L258 212L259 213L262 212L261 214L264 215V192H262V191L256 192ZM94 190L96 191L95 194H94V192H95ZM1 191H0V193H1ZM86 191H87V193H86ZM91 192H92V194H94L93 199L91 198L90 200H88ZM178 194H177V196H178ZM177 196L175 197L176 199H177ZM191 196L192 197L190 199V202L188 203L187 208L189 207V209H188L189 225L191 224L190 226H193V223H194V225H196V223H197L196 220H197L198 215L196 216V214H198V210L193 205L195 202L194 199L197 198L196 193L193 192V194H191ZM207 198H208V196H207ZM89 201H90V204H88ZM234 202H235V204H234ZM229 203L232 206L234 205L233 208L236 209L235 213H234V209L232 207H230ZM218 205L222 206L224 209H225V207H227V208L230 207L231 209H233V212L230 209V212H232V213H230V212L228 213L230 215L225 216L223 214V216H222L221 214L223 213L222 211L224 209L222 210L221 207ZM217 207H219L218 209H221V210L215 209ZM131 212L132 213L134 212V213L131 214ZM138 212L140 214H138ZM86 213L91 215L89 221L91 222L92 229L90 231L83 224L85 222ZM74 214H77L80 217V219L83 221V223H82V221L80 220L79 228L75 227V225H73V219L76 216ZM129 214H130V216H129ZM135 214H138V216L135 217ZM88 218H89V216H88ZM96 218L98 221L99 220L100 221L99 222L96 221ZM238 220H240V222ZM103 221L105 224L103 227H105V228L108 227V229L106 230V232L103 231L104 233L102 234L101 233L102 230L100 228V223ZM171 223H172V225H171ZM173 224L175 226H173ZM81 227H83V228L81 229ZM40 229H46L47 230V235L49 237L47 241L45 239H42L41 235H39ZM184 229H186V230L184 231ZM183 231H184V233H183ZM150 234L152 235V233L150 232L148 234V236ZM91 235H92V237H91ZM151 237L152 236H149V238H150L149 243L152 240ZM249 237H250V240L248 239L249 242L244 241L243 242L244 244H242V246H241V252H242L243 256L244 255H245V257L247 256L246 257L247 258V262H246L247 264H250V262L254 263L253 258H255L254 255H252L253 256L252 257V256H250L251 255L250 252H247L249 247H252V248L257 247V250H259L261 252H262V250H264V237H262V239H260L257 236H255L254 234H253V236L251 235ZM89 239H92V241ZM88 240L90 241V244H87ZM37 241L39 242V244ZM49 241L50 242L52 241L51 244H53V245H49L50 244ZM34 242L35 243L37 242L36 244H38V246ZM48 242H49V244H48ZM247 242L249 245L247 244ZM13 243H15V244H13ZM23 243L25 244V242H23ZM107 244H108V242H107ZM250 244L252 246H250ZM33 245H34V247H33ZM135 245H136V247H135ZM140 251L138 250V248L135 251V252L139 253L136 255L137 258L140 259L137 261V263L140 261L138 264H144V263H142L143 262L142 259L144 257H143L142 252H140ZM247 253H249L250 255H248ZM138 255H139V257H138ZM124 261L125 260L122 259V264H126V263H123ZM118 264H121V262Z\"/></svg>", "mask_w": 264, "mask_h": 264}]
</instances>
